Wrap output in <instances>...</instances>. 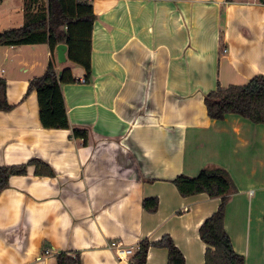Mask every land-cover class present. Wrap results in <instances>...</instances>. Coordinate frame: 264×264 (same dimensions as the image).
I'll list each match as a JSON object with an SVG mask.
<instances>
[{
    "label": "crops",
    "instance_id": "obj_1",
    "mask_svg": "<svg viewBox=\"0 0 264 264\" xmlns=\"http://www.w3.org/2000/svg\"><path fill=\"white\" fill-rule=\"evenodd\" d=\"M88 1L96 16L90 81L80 82L85 70L54 54L57 70L70 67L77 80L62 87L71 129L43 128L37 93L29 92L52 60L49 46L0 47V79L14 106L0 111V167L40 160L54 173L38 176L29 166L0 194V264H57L61 253L79 254L82 264H130L141 242L165 236L185 264H206L199 229L220 200L183 197L173 181L209 167L226 169L240 189L225 218L235 252L244 264H264L263 204L244 191L261 182L264 124L233 114L212 120L205 106L219 86L264 75V4ZM25 22V0H0V33ZM73 128L88 130L87 144ZM148 199L158 200L156 212L144 209ZM112 242L134 256L120 261ZM168 257L150 247L147 264H168Z\"/></svg>",
    "mask_w": 264,
    "mask_h": 264
},
{
    "label": "trees",
    "instance_id": "obj_2",
    "mask_svg": "<svg viewBox=\"0 0 264 264\" xmlns=\"http://www.w3.org/2000/svg\"><path fill=\"white\" fill-rule=\"evenodd\" d=\"M264 4V0H259ZM39 0H25V24L16 29L0 33V47L47 44L52 53L45 73L30 82L29 92L35 91L38 96L40 122L45 129H71L65 105L62 87L77 82L70 67L57 70L54 54L60 44L68 47L67 58L73 64L85 70V80L92 77V33L96 16L88 0H48L46 8L38 7ZM208 117L223 121L233 114L245 118L254 124H264V75L254 77L245 86L218 87L205 97ZM14 109L7 100V83L0 79V111ZM73 137L85 144L89 140L86 129L73 128ZM29 166L36 168L38 176L54 175L50 167L40 160H32L28 165L0 167V194L9 186L13 176L26 175ZM183 197L207 194L210 198L219 199L218 210L204 221L199 229L201 240L207 245L206 264H244L243 256L235 252L230 236L225 230V218L228 203L235 193V186L228 171L222 167L203 168L196 177L180 175L173 181ZM157 199L144 200L146 211L158 210ZM150 247L167 249L168 264H185L182 252L170 236L159 242L148 240L141 242L130 264H147ZM57 264H82L79 254L57 255Z\"/></svg>",
    "mask_w": 264,
    "mask_h": 264
},
{
    "label": "rangeland",
    "instance_id": "obj_3",
    "mask_svg": "<svg viewBox=\"0 0 264 264\" xmlns=\"http://www.w3.org/2000/svg\"><path fill=\"white\" fill-rule=\"evenodd\" d=\"M220 140L224 141L225 143L230 142V144L233 141L231 138L228 139L227 137H223ZM256 148H258V147L252 146V150H255ZM262 170L259 169L258 172L255 174L256 177L261 178L260 179L261 182H258V181L257 182H253V181L247 182V185L246 186L244 185L245 186L244 191L248 192V191L252 190L253 192H255V194H256L255 198L259 201V203L261 200V203L263 204V208H264V167ZM256 177L253 176V180ZM232 180H233V178H232ZM233 183H234L236 191L231 196V198L234 197L240 191L239 187L237 188L234 180H233Z\"/></svg>",
    "mask_w": 264,
    "mask_h": 264
},
{
    "label": "built area",
    "instance_id": "obj_4",
    "mask_svg": "<svg viewBox=\"0 0 264 264\" xmlns=\"http://www.w3.org/2000/svg\"><path fill=\"white\" fill-rule=\"evenodd\" d=\"M223 52L226 53L227 49H223ZM80 82L87 83L85 79L80 81ZM111 247L115 250L116 255L120 259V261H124V260L134 256L133 249H126L119 242H112Z\"/></svg>",
    "mask_w": 264,
    "mask_h": 264
},
{
    "label": "water",
    "instance_id": "obj_5",
    "mask_svg": "<svg viewBox=\"0 0 264 264\" xmlns=\"http://www.w3.org/2000/svg\"><path fill=\"white\" fill-rule=\"evenodd\" d=\"M67 51L68 47L65 44H60L56 48V54H57V59L60 64H64L67 62Z\"/></svg>",
    "mask_w": 264,
    "mask_h": 264
}]
</instances>
